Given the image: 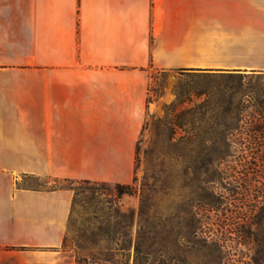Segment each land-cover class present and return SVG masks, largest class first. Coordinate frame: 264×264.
Instances as JSON below:
<instances>
[{"label": "crops", "instance_id": "crops-1", "mask_svg": "<svg viewBox=\"0 0 264 264\" xmlns=\"http://www.w3.org/2000/svg\"><path fill=\"white\" fill-rule=\"evenodd\" d=\"M264 69V0H0V247L58 250L70 187L129 183L147 66Z\"/></svg>", "mask_w": 264, "mask_h": 264}, {"label": "rangeland", "instance_id": "rangeland-1", "mask_svg": "<svg viewBox=\"0 0 264 264\" xmlns=\"http://www.w3.org/2000/svg\"><path fill=\"white\" fill-rule=\"evenodd\" d=\"M210 68L147 66L132 189L24 176L25 185L81 192L62 247L1 246L0 264H136L139 232L156 237L144 264H264V69Z\"/></svg>", "mask_w": 264, "mask_h": 264}, {"label": "trees", "instance_id": "trees-1", "mask_svg": "<svg viewBox=\"0 0 264 264\" xmlns=\"http://www.w3.org/2000/svg\"><path fill=\"white\" fill-rule=\"evenodd\" d=\"M208 69H211V68H205L203 70H194L192 68H182V70L184 72H188V73H193V72L199 73L198 71H208ZM203 73H206V72H203ZM65 179H72V178H65ZM199 179H200L199 181H202V182L213 180V178L208 177V176H206L204 178H199ZM75 180H79V181L94 184V185H106L109 183L107 181L90 180V179H75ZM115 185L119 188V190L121 192L126 191V189H132L134 187L131 183H122V182H115ZM70 188L75 189L77 195L80 194V192H81L79 187L70 186ZM148 212L149 211L146 210L145 207L142 209L143 214H146ZM191 220H192L191 226L194 227L197 224V221H194V220H196L194 218ZM155 226L156 225H154V224L150 225V227L153 229L151 232L155 231ZM164 227H165V231H166L165 237L167 238V240H165V241H168V240L170 241L171 237L174 236L173 228L171 226H168V224H165ZM178 235H181V233L177 234V238H178ZM66 239H67V235H66L65 241H66ZM155 239H156V237L154 235H148L147 236V235L139 232L137 239H136V242H135L136 264H144V260H146L147 257H149L150 255H152L154 253V251H155V247H154ZM147 240H148V243L146 242ZM131 244H132V240H131ZM215 245L220 246L219 241H215ZM124 247L125 248L130 247V242L128 240H127V242L124 243ZM112 257L113 256H108L106 258V260L111 261ZM95 260H97V259H95Z\"/></svg>", "mask_w": 264, "mask_h": 264}]
</instances>
